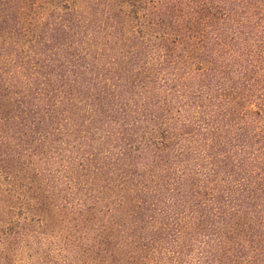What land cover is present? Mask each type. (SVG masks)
I'll return each mask as SVG.
<instances>
[{"label":"trees","instance_id":"obj_1","mask_svg":"<svg viewBox=\"0 0 264 264\" xmlns=\"http://www.w3.org/2000/svg\"><path fill=\"white\" fill-rule=\"evenodd\" d=\"M0 0V264H264V0Z\"/></svg>","mask_w":264,"mask_h":264},{"label":"rangeland","instance_id":"obj_2","mask_svg":"<svg viewBox=\"0 0 264 264\" xmlns=\"http://www.w3.org/2000/svg\"><path fill=\"white\" fill-rule=\"evenodd\" d=\"M29 4H32L34 3L35 1L34 0H27ZM33 5V4H32Z\"/></svg>","mask_w":264,"mask_h":264}]
</instances>
